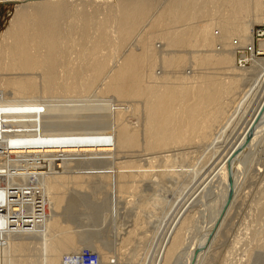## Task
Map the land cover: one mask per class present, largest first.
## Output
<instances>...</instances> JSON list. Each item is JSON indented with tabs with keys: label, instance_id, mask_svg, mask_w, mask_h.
Listing matches in <instances>:
<instances>
[{
	"label": "bare ground",
	"instance_id": "1",
	"mask_svg": "<svg viewBox=\"0 0 264 264\" xmlns=\"http://www.w3.org/2000/svg\"><path fill=\"white\" fill-rule=\"evenodd\" d=\"M15 12L0 41V264H82L86 251L97 252L100 264H123L128 257L135 262L159 235L153 264H184L193 253L191 264L208 261L242 198L244 161L264 137V39L259 41L254 30L264 25V0H48ZM250 48L257 49L258 54L251 52L254 58L247 54ZM188 65L191 72H183ZM253 73L257 76L251 79ZM97 93L114 98L106 130L48 131L55 128L54 122L45 125L49 113L73 102L89 108L86 103ZM75 97L83 99L70 100ZM202 144L215 151L203 153ZM196 147L202 154L191 153ZM194 159L202 165L208 159L211 170L159 232L147 217L159 209L168 213L169 203L148 197L143 188L156 190L159 182L173 180L183 191L180 171L194 166ZM231 165L233 176L241 179H234L233 199L221 217ZM94 185L118 199L115 207L124 203L122 209L131 210L124 223L130 229L111 255L109 239L85 246L91 239L81 236H92L79 235L84 227L77 229L69 211L72 200ZM205 193L213 212L199 231L194 207ZM106 212L100 215L105 222H121L119 213ZM192 229L201 240L196 252L197 240L189 241Z\"/></svg>",
	"mask_w": 264,
	"mask_h": 264
},
{
	"label": "rangeland",
	"instance_id": "2",
	"mask_svg": "<svg viewBox=\"0 0 264 264\" xmlns=\"http://www.w3.org/2000/svg\"><path fill=\"white\" fill-rule=\"evenodd\" d=\"M6 1H8V2H6ZM39 1H48V0H0V41H1V37H2V35H3V33L7 30V28H8V26H9V23H10V21L12 20V17L14 16V12H15V10H16V8H18L19 6H24V5H28L29 3H34V2H39ZM16 13V12H15ZM256 29V33H264V25L263 24H257L255 27H254V30ZM219 31L218 30H216V32H215V34H217ZM264 39V37H262V38H259L258 40H263ZM134 43V41H132L128 46H130V48H132V47H134V45L135 44H133ZM131 45H133L132 47H131ZM160 46V44L158 45V47ZM130 48H126V51L127 50H129ZM264 58V57H263ZM187 68H184V70H182L183 72H191V68H190V65H188V66H186ZM186 70V71H185ZM162 69H160V67H157L156 68V73H158V74H161L162 73ZM257 76V74L256 73H253L252 74V77H250L251 79H254V77H255V75ZM254 75V76H253ZM253 81V80H252ZM251 81V82H252ZM249 84V83H248ZM243 85H246V84H243ZM96 96L98 97V98H96ZM95 99H93L92 100V98H90V102H87L86 104H84V105H86L85 107H87L88 105H89V108L87 107V108H85L84 110H81V109H83V108H81V107H79V106H77V104H79L78 102H73V106H68V105H72L71 103H61L62 105L61 106H68L69 108H66V109H62V110H60L61 111V113H59L60 111L58 110V112L57 111H53L52 113H49V115H48V117H49V119L47 120V121H45V125L46 126H49V125H51L52 126V124L51 123H55V125H54V127L55 128H53V129H51L50 130V128H48V131H51V132H54V133H59V132H70V131H74V132H76L77 130H80V132L81 131H94V132H100V130L102 129V130H106V128H108V125H107V120H109V118L111 117L110 115H112V105L114 104L113 103V101H114V98L113 97H110L109 96V99L110 100H108L107 98H108V96H107V98H106V96H102V98H101V96L99 97V95H98V93H97V95L95 94ZM80 98V99H79ZM75 97V98H72V99H70V100H81V99H83V98H81V97ZM104 98H105V100H104ZM84 99H86V98H84ZM89 98H87V100H88ZM102 101H101V100ZM96 100V101H95ZM110 103L111 101V104H109L107 101ZM59 101H61V100H59ZM97 103H95V102ZM104 101V102H103ZM93 102V103H92ZM56 104H58L57 102H56ZM81 105V104H80ZM90 105H94L93 107L92 106H90ZM95 105H96V107H95ZM104 107H103V106ZM90 108H91V110H90ZM92 108H93V110L95 111H93L92 110ZM96 108V109H95ZM99 108V109H98ZM102 108H104V109H102ZM73 112H72V111ZM79 110V111H78ZM64 111V112H63ZM75 111H78V112H75ZM80 111H82V112H80ZM86 111V112H85ZM88 111V112H87ZM91 111V112H90ZM97 111V112H96ZM55 112H56V115H55ZM62 112H63V114H62ZM74 112H75V114H74ZM91 113V115H90V113ZM78 113V114H77ZM85 113H87V115L85 114ZM61 114V115H60ZM71 114V115H70ZM72 114H74V115H72ZM78 116H77V115ZM84 114H85V117H84ZM108 114V117L106 116ZM104 115V116H103ZM61 116H62V118H61ZM73 116V117H72ZM103 116V117H102ZM110 116V117H109ZM76 117V118H75ZM100 118V119H99ZM63 119V120H62ZM67 119H69V120H67ZM75 120V122L73 121V120ZM77 119L79 120H82V121H80L79 120V124L78 123H76V121H77ZM54 120V121H53ZM64 120H65V122H64ZM104 120V121H103ZM133 121V119H130V121ZM63 121V122H62ZM95 121V122H94ZM106 121V122H105ZM88 124H87V123ZM102 122V123H101ZM104 122V123H103ZM65 123V124H64ZM70 123V124H69ZM85 123V124H84ZM90 123V124H89ZM96 123V124H95ZM106 123V124H105ZM78 124V125H80L79 126V128H78V125L76 126V125ZM83 124H84V126H83ZM86 124H87V126H86ZM68 125H72V127L71 128H66ZM95 125V126H94ZM97 125V126H96ZM50 126V127H51ZM219 127V126H218ZM217 127V128H218ZM104 128V129H103ZM46 129V128H45ZM70 129V130H69ZM65 130V131H64ZM101 130V131H102ZM217 130V129H216ZM78 132V131H77ZM263 137V136H262ZM260 138V141L258 140L257 142H256V145H254V147H255V150H254V147H252V148H250V152H249V154H248V156L246 157V159H245V163H244V167H245V169H244V172L243 173H247L246 175H244V183H243V186H242V188L243 189H241L242 190V193H241V195H240V197H242L241 198V200H240V198L238 199V201L236 202V204H235V207L233 208V210L231 211V215H229L228 216V218L226 219L228 222H226L225 224H224V228L222 229V231L224 232H222L221 234H222V238L221 239H219V238H217V240H216V244L213 246V248H212V254H211V256L213 255V253H214V255H215V257L214 256H210V254L207 256V258H209V259H207L208 261H205V263L204 264H225V262H226V264H264V247H260V243L261 242H258L257 240L258 239H261L262 241H263V243H264V208H263V211H262V206L264 207V191H262L263 190V188H264V137L263 138ZM262 139V140H261ZM262 144V145H261ZM204 145V146H203ZM199 146H201V145H199ZM199 146H198V148H199ZM204 148H203V147ZM202 149L201 148H199L201 151H203V153L205 152V153H209L210 154V152L212 151H215L213 148H208V146L209 145H205V144H202ZM207 146V147H206ZM261 147H263V148H261ZM197 147L196 148H192V150H191V153L194 151V152H199V154H202V152L198 149ZM209 150H208V149ZM198 149V150H197ZM204 149V150H203ZM257 149V150H256ZM197 150V151H196ZM252 150V151H251ZM258 150H260V151H258ZM185 151H188V152H190V149L188 150H185ZM201 152V153H200ZM211 152V153H212ZM258 152H261V153H258ZM258 154V155H257ZM259 156V157H258ZM250 157V158H249ZM251 157H252V159H251ZM207 160L208 159H205V161L207 162ZM239 160V159H238ZM252 160V161H251ZM255 160H256V162H255ZM195 161H196V159H194V166H192V165H186L185 166V172L184 171H180L179 173L181 174V177H182V181L186 184V185H189L187 188L184 186V190H185V188L186 189H188V190H183V191H179L180 189H179V186H178V183H177V181H173V180H168V181H162V182H159L160 183V185H159V187H158V189H156L155 190V188H151V190L149 189L148 190V187L146 188V190H148V191H146L145 190V188H143V191H144V193H146L147 195H148V197H158V198H161L162 200H167L168 201V203H169V207H167V209L166 210H168L169 212V215H168V213H166V211H163L162 210V212H161V209H159L158 211L156 210V214H154L155 213V211H154V213L152 212L151 214H153V216L152 215H149L148 216V214H147V218H149V220L148 221H150V222H152V224H150L153 228H158V231L160 232L161 231V229H162V231H163V228L162 227H164L165 226V220H166V218H167V220H169V218H172V214L177 210V209H179V207H181V205L185 202V200H186V196L187 195H192L191 193L192 192H195L196 191V189H197V186H199V184H200V181H202L201 179H203L204 177H203V173H204V175H206V174H208V172H209V170H211L209 167H211V164H207L206 162H204V160H202L204 163H203V165L204 166H207L206 168L205 167H203V165L200 163V164H197V162L198 161H196V166L198 167H196L195 166ZM249 161V162H248ZM260 162V163H259ZM199 163V162H198ZM250 163V164H249ZM201 165V166H200ZM251 165V166H250ZM247 166V167H246ZM200 167V168H199ZM202 167L203 168H205L204 170H202ZM253 167V168H252ZM99 168H101V167H99ZM247 168V169H246ZM183 169V170H184ZM197 169H199V172H197V171H195V170H197ZM207 169V170H206ZM257 169V170H256ZM203 172H202V171ZM249 170V171H248ZM254 170V171H253ZM260 170H262V172L260 171ZM100 171H103V169H96V170H94V172H96V173H99ZM197 172V174H194L195 172ZM192 172H193V174H192ZM202 172V173H201ZM206 172V173H205ZM200 173V174H199ZM259 173V174H258ZM191 175V177L193 176V175H195L193 178H192V180L193 179H195L194 181H191V177H187L188 175ZM196 175H198V178H196L197 176ZM200 176V177H199ZM236 176V175H235ZM233 176L234 178H233V181H235L236 179L238 180L239 178H240V176L238 177V176ZM245 176L247 177V178H245ZM255 176V177H254ZM226 177H228V176H226ZM224 178H225V176H224ZM223 178V179H224ZM197 179V180H196ZM200 179V180H199ZM222 179V180H223ZM226 179V178H225ZM235 179V180H234ZM241 179V178H240ZM229 180V179H228ZM227 180V181H228ZM192 183H191V182ZM197 181H199V183L197 182ZM196 182H197V184H196ZM223 182V181H222ZM158 183V184H159ZM187 183H190V184H187ZM225 183V182H224ZM224 183H220V189L223 191V192H225L224 190L226 189L227 191H228V186H226V185H224ZM228 183H229V181H228ZM241 182H239V184H237L236 185V188L239 186V187H241L240 185L242 184H240ZM245 183H246V185H245ZM166 185V187H165V185ZM169 184V185H168ZM174 184V185H173ZM149 185V184H148ZM147 185V186H148ZM164 185V186H163ZM195 185H197V186H195ZM178 186V187H177ZM227 188H226V187ZM196 189H195V188ZM225 187V188H224ZM94 189H92L90 192H85L83 195H79V196H77L76 197V200L75 199H73L74 200V202H73V200H72V204H73V206H72V204H71V209L69 208V211L70 212H72L73 213V215L72 216H74V217H72L71 219L73 220L74 219V223L76 224V227H78L77 229H79V227H81V228H83L81 231H85V233H83V232H81L80 230H78V231H80L81 233L79 234V235H81V234H88L91 238H89L87 235H84V236H81V237H83V240H90L91 239V241L89 242V241H84L85 242V246L87 247V244H88V246H92L93 245V243L92 244H90L91 242H93V240H95L94 242H98V243H101L102 242V240L104 241V239L105 240H110L109 242L111 243V247L113 248V247H116V248H118V241H120V236L122 235V234H125V233H123L125 230H126V228L127 229H130V228H128L127 226H131V225H125L126 224V221H127V218L125 219V217H127V215L129 216V214H130V212H129V210H130V208H127V210H126V208L125 207H123L124 209H122V205H124L125 206V204L124 203H122L121 205L119 204L118 205V207L120 208L119 210H117V206L115 207V205H116V203L115 202H117L118 201V199L116 198L115 200V202L113 201L114 200V198L109 194V196L105 193L106 191H105V189H103L102 187H95V185H94V187H93ZM194 188V189H193ZM223 188V189H222ZM154 191H153V190ZM193 189V190H192ZM100 190V191H99ZM178 190V191H177ZM192 190V192H190ZM195 190V191H194ZM94 191V192H93ZM150 191H152V192H150ZM222 191H220V193L222 192ZM184 193L183 195L181 194V193ZM222 192V193H223ZM248 192V193H247ZM262 192H263V194H262ZM73 193V192H72ZM103 193V194H102ZM153 193V194H152ZM179 193V194H178ZM208 193V192H207ZM207 193H205V199H203L204 201L199 205V203L200 202H198V203H195L194 205H195V207H194V205H193V207L196 209V210H198V211H196V213L197 212H201V214H199V213H197L195 216L197 217L196 219H197V221H199V223L198 224H196L195 226H197V227H195L194 226V228H195V230H199L200 229V227H199V225L200 226H202V225H204V226H202L201 227V229L203 228V227H205V225L207 224V222L209 221L208 220V218H211L212 217V206L210 205L209 206V204L211 203V200H209V199H207L208 198V195H207ZM222 193H221V195H222ZM106 194V195H105ZM150 194V195H149ZM182 196H181V195ZM102 195V196H101ZM147 195H146V197H147ZM83 196V197H82ZM104 196V197H103ZM107 196V197H106ZM90 197V198H89ZM110 197V198H109ZM185 199H184V198ZM77 198H79V199H77ZM99 198H100V200H99ZM103 198H105V199H103ZM85 199V200H84ZM95 199V200H94ZM98 199V200H97ZM108 199V200H107ZM113 199V200H112ZM178 199V200H177ZM79 200V201H78ZM105 200V201H104ZM208 200V201H207ZM103 203H102V202ZM109 201H110V203H109ZM113 201V202H112ZM121 201V200H120ZM90 204H89V203ZM108 202V203H107ZM205 202V203H204ZM210 202V203H209ZM107 203V204H106ZM258 203H261V205L260 206H258ZM174 204V205H173ZM204 204V205H203ZM208 204V205H207ZM97 205V206H96ZM107 205V207H104V206H106ZM104 207V209H108V210H110L111 211V213H119V214H116V215H118L120 218V220H121V222L119 221L117 224L115 223V219L114 220H111V219H108V222H105V217H101V216H103V214L104 215H108L107 214V212H106V210H104V209H102V207ZM108 206H110V208L108 207ZM171 206H173V209H172V207ZM209 206V211H208V209H206L207 207ZM127 207V206H126ZM206 207V208H205ZM259 207V208H258ZM73 208V209H72ZM193 208V209H194ZM129 209V210H128ZM171 209V210H170ZM193 209H192V212H195V209H194V211H193ZM204 209H205V211H204ZM261 209V210H260ZM75 210V211H74ZM191 210V209H190ZM189 210V211H190ZM203 210V211H202ZM100 211H102L101 213H103L102 215H101V213L99 214V212ZM128 211V212H127ZM131 211V210H130ZM164 212V213H163ZM191 212V211H190ZM208 212V213H207ZM209 212H211V213H209ZM166 213V214H165ZM71 214V213H70ZM87 214V215H86ZM99 214V215H98ZM165 214V217L163 216ZM206 214V215H205ZM211 214V215H210ZM92 215H94V216H92ZM98 215V216H97ZM101 215V216H100ZM154 215H157L158 217H156V216H154ZM168 215V216H167ZM174 215V214H173ZM209 215V216H208ZM225 215V214H224ZM86 216V217H85ZM92 216V217H91ZM153 218H152V217ZM223 216V215H222ZM221 216V217H222ZM89 217V218H88ZM99 217V218H98ZM95 218H96V220H95ZM103 220H101V219ZM151 218H152V220H151ZM91 219V220H90ZM164 221H163V220ZM198 219H200V220H198ZM203 219V220H202ZM79 220V221H78ZM100 220H101V222H100ZM109 220H111V221H109ZM158 220V221H157ZM113 221V222H112ZM204 222V224H203V222ZM83 222V223H82ZM86 222V223H85ZM87 222H89V223H87ZM103 222H105V223H103ZM110 222V223H109ZM113 224H112V223ZM155 224H154V223ZM202 224H201V223ZM98 223H100V224H98ZM122 223V224H121ZM125 223V224H124ZM78 224V225H77ZM101 224H102V226H101ZM105 224V225H104ZM111 224V225H110ZM116 224V225H115ZM120 224V225H119ZM161 224V225H160ZM100 227H99V226ZM119 225V226H118ZM149 225V226H150ZM160 225V227H158ZM75 226V225H74ZM104 226V227H103ZM110 226V227H109ZM117 226V227H116ZM126 226V227H125ZM148 227V230H150L152 227ZM157 226V227H156ZM226 226V227H225ZM124 228V229H123ZM160 228V229H159ZM196 228H198V229H196ZM89 229V230H88ZM95 229V230H94ZM147 229V228H146ZM200 229V230H201ZM123 230V231H122ZM152 230V229H151ZM150 230V231H151ZM199 230V231H200ZM87 231H89V232H87ZM102 231V232H101ZM110 231V232H109ZM115 231V232H114ZM122 232V233H119V232ZM127 231V230H126ZM161 231V232H162ZM193 231H194V229H192L191 230V232L189 233V236H190V238H189V241L191 242V241H193L195 238H196V236L198 235L197 234V232L196 233H193ZM87 232V233H86ZM104 232V233H103ZM152 232V231H151ZM119 235H118V234ZM199 233V232H198ZM91 234H93V235H91ZM107 234V235H106ZM114 234V235H113ZM149 234H151V233H149L148 232V235ZM193 234H195L196 236H195V238H194V235ZM191 235H193V236H191ZM201 235V234H200ZM199 235V236H200ZM85 236H87L89 239H86V237ZM94 236V237H93ZM96 236V237H95ZM161 235H159L156 239H155V243H152L151 242V244H149L148 243V245H150L151 247V249L150 248H148V249H150L151 250V252H150V250H148L147 248L146 249H144V247H143V250L141 249V252H140V254H142V255H146V251H148L149 253H148V255H147V258L146 257H142V255H141V260H135V262H134V259L131 261V259L128 257V258H125V259H127L126 261H125V259H123L122 261L124 262L123 264H153V261H154V255H155V248L157 247V245H158V242H159V240H160V237ZM219 236V237H220ZM85 237V238H84ZM115 239L116 238V240L114 241L113 240V238ZM118 237V238H117ZM149 237H150V235H149ZM120 238V239H119ZM194 238V239H193ZM111 239H112V241H111ZM118 239V240H117ZM98 240V241H97ZM158 240V241H157ZM197 239H195V241H196ZM101 241V242H100ZM114 241V242H113ZM117 241V242H116ZM188 241V242H189ZM194 241V242H195ZM83 242V243H84ZM200 242H201V240L200 241H196L195 242V244L197 243V245L195 246V248H194V250H193V252H196L197 250H198V248H199V246H200ZM236 242H239V244H234V243H236ZM118 243V244H117ZM157 243V244H156ZM199 243V244H198ZM258 243H259V245H258ZM90 244V245H89ZM117 244V245H116ZM153 244V245H152ZM194 245V244H193ZM235 247V248H234ZM130 248V247H129ZM128 248V251H127V253L129 254V253H131V251H132V249H133V246L129 249ZM232 248V249H231ZM255 248H257V249H255ZM260 248V249H259ZM129 250H130V252H129ZM144 250H146V251H144ZM260 250H261V252H260ZM115 251V248H113V250H111V248H110V255L112 254V252H114ZM142 251H144L145 253H143ZM192 252V253H193ZM258 252V253H257ZM85 253V252H84ZM97 253V252H96ZM96 253H94V254H96ZM150 254V255H149ZM194 254V253H193ZM193 254H191V255H193ZM258 254V255H257ZM113 255H115V253L113 254ZM191 255H189L190 256V258L188 257V255L184 258V259H186V260H188L187 262H186V260H184V264H191V263H193L192 261V257H191ZM263 255V256H262ZM254 256V257H253ZM256 256V257H255ZM258 256V257H257ZM253 257V258H252ZM143 259H145V260H143ZM152 259H153V261H152ZM190 259H191V261H190ZM233 259V260H232ZM255 259V260H254ZM146 262V263H145ZM230 262V263H229ZM256 262V263H255ZM181 263V262H180ZM174 264V263H173ZM196 264V263H195Z\"/></svg>",
	"mask_w": 264,
	"mask_h": 264
},
{
	"label": "built area",
	"instance_id": "3",
	"mask_svg": "<svg viewBox=\"0 0 264 264\" xmlns=\"http://www.w3.org/2000/svg\"><path fill=\"white\" fill-rule=\"evenodd\" d=\"M256 36H257V39L262 38V37H264V33H256ZM259 41H261V40H259ZM251 52H256L258 54L256 48H253V49L250 48V50L247 52V54H249L251 58H254V56L251 55ZM239 55L242 58L243 52H239ZM240 61H242V59H240ZM81 261H82V264H100L99 255L91 254V253H88L87 251L81 256ZM76 262L78 263L79 260L76 259Z\"/></svg>",
	"mask_w": 264,
	"mask_h": 264
},
{
	"label": "water",
	"instance_id": "4",
	"mask_svg": "<svg viewBox=\"0 0 264 264\" xmlns=\"http://www.w3.org/2000/svg\"><path fill=\"white\" fill-rule=\"evenodd\" d=\"M255 126H256V125H254V126L252 127V129H251V133H249V134H252V133H253ZM246 142H247V141H245V142L242 144V146L239 148V151H241V150L244 148ZM233 169H234V165H231V167H230V171H229V195H228L227 203H226V205H225V207H224V210H223L221 216L227 211V208L229 207V205L231 204V201H232V199H233V194H234ZM217 225H219V222H218ZM197 254H198V253H196V254H195V257H194L195 260H196ZM195 260H194V261H195Z\"/></svg>",
	"mask_w": 264,
	"mask_h": 264
}]
</instances>
